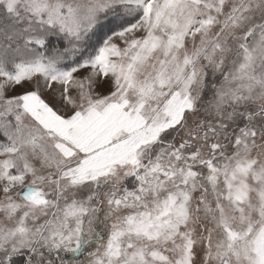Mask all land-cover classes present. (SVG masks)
<instances>
[{"label":"snow or ice","instance_id":"6c2138e0","mask_svg":"<svg viewBox=\"0 0 264 264\" xmlns=\"http://www.w3.org/2000/svg\"><path fill=\"white\" fill-rule=\"evenodd\" d=\"M0 264H264V0H0Z\"/></svg>","mask_w":264,"mask_h":264}]
</instances>
